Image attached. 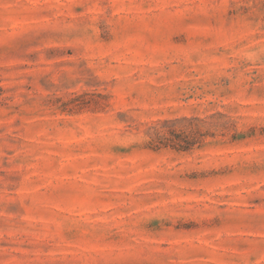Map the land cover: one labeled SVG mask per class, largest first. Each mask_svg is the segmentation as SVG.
I'll return each instance as SVG.
<instances>
[{
	"label": "rangeland",
	"instance_id": "374dc122",
	"mask_svg": "<svg viewBox=\"0 0 264 264\" xmlns=\"http://www.w3.org/2000/svg\"><path fill=\"white\" fill-rule=\"evenodd\" d=\"M0 264H264V0H0Z\"/></svg>",
	"mask_w": 264,
	"mask_h": 264
}]
</instances>
